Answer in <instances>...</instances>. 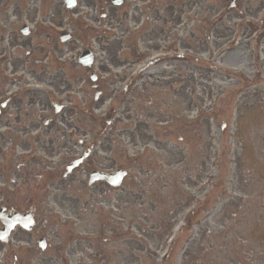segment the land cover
<instances>
[{"label": "rangeland", "instance_id": "rangeland-1", "mask_svg": "<svg viewBox=\"0 0 264 264\" xmlns=\"http://www.w3.org/2000/svg\"><path fill=\"white\" fill-rule=\"evenodd\" d=\"M124 1L114 10L101 5L104 20L99 5L93 13L108 27L65 22L72 42L40 39L41 55L37 48L35 57L12 52L2 65L8 74L36 65L23 82H44L52 111L44 121L55 115V100L66 108L61 126L93 125L95 139L112 120L105 138L115 168L132 167L118 190L121 245L97 238L106 255L92 259L83 249L64 264H161L167 252L164 264H264V0H242L229 14L231 0H194L192 11L189 0H151L147 9L149 0ZM67 14L55 23L77 13ZM84 46L96 53L91 70L76 62ZM29 113L27 126L40 121L32 107ZM77 211L82 220L54 208L40 223L47 218L58 233L91 239L88 230L104 217L97 205L90 214Z\"/></svg>", "mask_w": 264, "mask_h": 264}, {"label": "flooded vegetation", "instance_id": "flooded-vegetation-1", "mask_svg": "<svg viewBox=\"0 0 264 264\" xmlns=\"http://www.w3.org/2000/svg\"><path fill=\"white\" fill-rule=\"evenodd\" d=\"M76 1L78 5L72 11L84 14L89 22L96 24L92 15L97 12L98 5L101 10L102 1L98 0V5L93 0ZM67 10L63 0H0V231L7 226L13 228L10 233L6 231L0 236V252L5 250L7 264H64L74 255L81 256L77 252L83 249L95 253L94 256H104L106 248L97 245L96 236L103 235L104 231L112 232L108 239L103 238L104 244L120 237L115 213L119 203L117 189L90 178L94 171L110 173L115 168L108 140L103 143L101 139H95L92 125L64 128L60 119L65 118L59 114L44 121L48 112L44 96L38 90L34 92L32 87L43 84L42 80L12 81L6 77L7 69L2 67L12 52L35 57L36 48L39 52L47 48L40 44V39L49 44L54 42L56 30L62 31L66 26V18L60 25L55 23L54 16L63 18L67 13H74ZM103 18H107L106 14ZM28 67L36 68V65ZM24 71L23 67L14 66L11 76L21 75ZM34 106L39 109L34 112L40 121L27 126L29 107ZM43 121L44 127L41 126ZM67 135L76 136L77 141L69 139L65 142L63 138ZM84 154L89 156L83 164L65 177L63 169L66 171L72 160ZM95 205L106 218V224L99 234L98 226L88 230L92 239L69 237L73 231L58 233L47 218L40 223L54 208L71 211L73 215L80 209L82 215L90 214ZM29 219L34 225L27 230ZM34 253L36 257H33Z\"/></svg>", "mask_w": 264, "mask_h": 264}, {"label": "water", "instance_id": "water-1", "mask_svg": "<svg viewBox=\"0 0 264 264\" xmlns=\"http://www.w3.org/2000/svg\"><path fill=\"white\" fill-rule=\"evenodd\" d=\"M118 2H120V1H118ZM116 4H119V3H116ZM81 63L83 65H87V66L92 65L91 64L92 63V56H91V54H89V53L88 54H84L83 60H81ZM79 162L80 161L78 160V162L74 163L73 164V167L77 166L79 164ZM96 174H95V176H96ZM124 175H125V173L122 172V171L121 172H117V173H113L111 175H106V174H103L102 173V174H100L98 176L97 179H102V180L108 181L109 183H114L113 181H115V184L116 185H119L121 183L120 179H122V177Z\"/></svg>", "mask_w": 264, "mask_h": 264}]
</instances>
